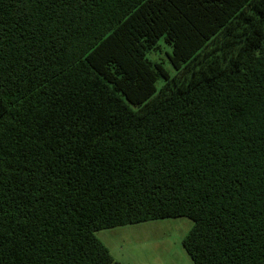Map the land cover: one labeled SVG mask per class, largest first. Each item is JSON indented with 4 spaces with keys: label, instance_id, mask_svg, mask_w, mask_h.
Masks as SVG:
<instances>
[{
    "label": "trees",
    "instance_id": "16d2710c",
    "mask_svg": "<svg viewBox=\"0 0 264 264\" xmlns=\"http://www.w3.org/2000/svg\"><path fill=\"white\" fill-rule=\"evenodd\" d=\"M0 29V264L175 218L193 264H264V0H0Z\"/></svg>",
    "mask_w": 264,
    "mask_h": 264
},
{
    "label": "rangeland",
    "instance_id": "374dc122",
    "mask_svg": "<svg viewBox=\"0 0 264 264\" xmlns=\"http://www.w3.org/2000/svg\"><path fill=\"white\" fill-rule=\"evenodd\" d=\"M170 53L171 48L161 39L159 49L146 58L162 63L172 75ZM191 226L187 218L153 220L101 230L95 237L108 249L112 264H193L182 247Z\"/></svg>",
    "mask_w": 264,
    "mask_h": 264
},
{
    "label": "snow or ice",
    "instance_id": "6c2138e0",
    "mask_svg": "<svg viewBox=\"0 0 264 264\" xmlns=\"http://www.w3.org/2000/svg\"><path fill=\"white\" fill-rule=\"evenodd\" d=\"M2 31L3 30L0 29V32ZM4 49H5L4 35H0V76H3L4 72L6 71ZM31 60H32V57H29L30 62ZM37 63H39V61H37ZM41 67H43V65H41ZM23 83H27V80L26 79L23 80ZM84 130H85L84 126L81 125V131H84ZM260 214L262 217H264V209L260 210ZM254 219L255 218H253V221ZM261 223L264 224V219H262ZM51 232H52V228H51V225H49V234H51ZM8 247H9L8 242L0 238V260H3V258L7 254Z\"/></svg>",
    "mask_w": 264,
    "mask_h": 264
}]
</instances>
